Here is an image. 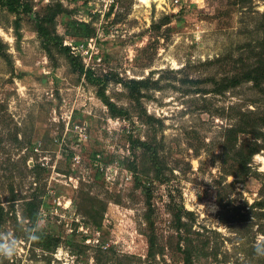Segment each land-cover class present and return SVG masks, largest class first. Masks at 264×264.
<instances>
[{"label": "rangeland", "instance_id": "rangeland-1", "mask_svg": "<svg viewBox=\"0 0 264 264\" xmlns=\"http://www.w3.org/2000/svg\"><path fill=\"white\" fill-rule=\"evenodd\" d=\"M19 1L63 10L48 27L70 48L0 0V237L19 240L0 264H183L184 237L193 264H264V128L227 137L264 113L242 78L264 62V0Z\"/></svg>", "mask_w": 264, "mask_h": 264}, {"label": "trees", "instance_id": "trees-1", "mask_svg": "<svg viewBox=\"0 0 264 264\" xmlns=\"http://www.w3.org/2000/svg\"><path fill=\"white\" fill-rule=\"evenodd\" d=\"M4 4L7 7V9H9L10 11H17L20 8L22 11H25L27 13H36L35 14V27L38 33L44 37V40H55L56 39V45L59 47V50H63L64 52L69 51L70 47L66 45H62L61 39L56 34L52 36L53 33L48 27L50 24H52V21L54 17L56 16V14L64 12L63 10L56 9L54 11H51V14H42V13L38 14V12H35V11L32 12V9L30 6H28V4L20 2L19 0H5ZM71 24H72V27L74 28L73 31L71 32V35L76 40L87 39L91 37V35L93 34L92 29L83 21L75 20ZM242 78H245V80H250L254 83L256 87H260V85L264 82V62L260 61L255 67L247 70ZM240 80L241 79L239 78H234L233 84L237 83ZM124 82H125V86L130 90L131 97L138 101L140 98L139 96L141 94V89L147 86V83H146L147 79L145 80L137 79L136 80L134 78H130ZM103 99L106 105L108 106L109 110L111 111V113L116 114L118 110L115 104L109 101L105 97H103ZM152 118L153 117L148 116L146 117V120H151ZM261 128H264V113L259 117L251 116L250 118L248 117L243 118V121H241L238 125L228 129L227 137L229 141L232 140V138H234L235 140L237 138V134L241 133V134H251L252 138L254 137L257 138L258 134L263 132ZM140 144L148 148L145 142H140ZM244 145H246V148H247L248 159L251 158L255 152H258L262 148V147L260 148V146L256 143V140L250 143L245 142ZM246 161L247 159L244 158L243 164H245ZM150 189L151 187L144 185V190L147 195V200H150V196H151ZM256 204L260 206L262 203L257 202ZM185 213L192 214L190 212H185ZM260 214L262 213H259V215ZM175 219H176V229L179 230L182 226H184V223L181 221V214L177 213L175 215ZM262 227L263 226H260V228ZM38 234L40 237L39 240L43 242L45 248H49L51 243L56 244L57 242L56 239H52L49 235H45L39 232ZM183 240L186 243L183 245V247H180V246L178 247L182 253L183 264H193V247L191 246L188 237L187 238L184 237ZM147 242H148V257L152 259L159 252L157 249L156 238L153 233H150L147 236ZM262 244H264V242Z\"/></svg>", "mask_w": 264, "mask_h": 264}, {"label": "clouds", "instance_id": "clouds-1", "mask_svg": "<svg viewBox=\"0 0 264 264\" xmlns=\"http://www.w3.org/2000/svg\"><path fill=\"white\" fill-rule=\"evenodd\" d=\"M26 237L29 240H38L39 234L37 230H29L26 233ZM19 246V240L7 233L3 237H0V255L12 256L16 253ZM255 251L258 255H264V244L257 245Z\"/></svg>", "mask_w": 264, "mask_h": 264}]
</instances>
